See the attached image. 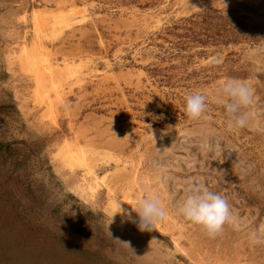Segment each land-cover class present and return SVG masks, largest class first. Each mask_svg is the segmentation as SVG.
Returning <instances> with one entry per match:
<instances>
[{"label": "rangeland", "instance_id": "1", "mask_svg": "<svg viewBox=\"0 0 264 264\" xmlns=\"http://www.w3.org/2000/svg\"><path fill=\"white\" fill-rule=\"evenodd\" d=\"M225 78L251 82L264 121V0H0V264H264V132L226 131ZM192 184L235 222L209 235L179 215ZM145 186L169 208L152 231Z\"/></svg>", "mask_w": 264, "mask_h": 264}, {"label": "clouds", "instance_id": "2", "mask_svg": "<svg viewBox=\"0 0 264 264\" xmlns=\"http://www.w3.org/2000/svg\"><path fill=\"white\" fill-rule=\"evenodd\" d=\"M207 97L208 93L201 90H196L185 97L184 112L190 120L196 121L204 117L208 108ZM211 98L223 109L226 131L235 133L251 128L264 132V121L258 118L257 112L253 109L254 89L249 80L225 78L212 90ZM207 134L211 138L207 145L209 149L224 153L215 133L209 130ZM152 139L155 144L153 135ZM150 168V174L160 175L164 171L163 165L155 159L150 161ZM142 191L144 194L137 201L134 210L138 220L137 227L140 231H152L154 225L168 214L169 208L162 202L159 194L149 186H145ZM110 204L111 218L118 214L127 215L118 196H113ZM172 207L185 220L200 225L209 235L218 234L226 223H233L236 220L226 197L209 191L202 184H192L182 200L174 203ZM108 234L111 236L110 232ZM150 242L162 247L156 238ZM127 246L132 251L128 244Z\"/></svg>", "mask_w": 264, "mask_h": 264}, {"label": "bare ground", "instance_id": "3", "mask_svg": "<svg viewBox=\"0 0 264 264\" xmlns=\"http://www.w3.org/2000/svg\"><path fill=\"white\" fill-rule=\"evenodd\" d=\"M28 52L27 51H24L23 52V60L24 59H27L28 60ZM30 60V59H29ZM63 155H61V159L65 161L66 164L70 165V168H72V163L73 161H75V157L74 156H71V155H68V154H65V153H62Z\"/></svg>", "mask_w": 264, "mask_h": 264}]
</instances>
